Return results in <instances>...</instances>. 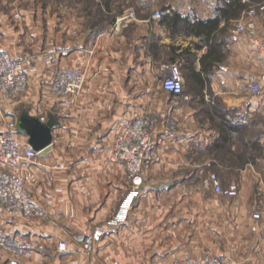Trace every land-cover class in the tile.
I'll use <instances>...</instances> for the list:
<instances>
[{"label": "crops", "instance_id": "obj_1", "mask_svg": "<svg viewBox=\"0 0 264 264\" xmlns=\"http://www.w3.org/2000/svg\"><path fill=\"white\" fill-rule=\"evenodd\" d=\"M231 1L169 0L160 7L201 20L218 17L219 28L228 24L224 60L208 79L201 74L188 80L183 56L199 72L205 37L171 31L148 12L147 0H0V51L33 62L24 92L0 91V131L39 151L32 161L6 167L24 178L46 216L0 212L2 234H20L33 244L28 264H175L204 255L228 264H264V206L252 194L229 199L201 187V173L209 169L222 184L234 178L264 187V174L251 175L264 164V150L261 159L241 160L236 130L242 122L260 127L264 147V54L245 35L230 37L249 4L264 6V0H238L245 10L222 16ZM246 20L264 41V9ZM57 45L64 51L56 52ZM168 63L181 65L187 99L162 89ZM58 67L84 72L80 94L51 91ZM249 76L260 92L250 91ZM216 108L234 130L222 124ZM136 114L153 120L158 159L146 169L128 219L87 253L74 237L109 219L129 189L125 167L111 156ZM257 210L262 219L252 230ZM60 240L67 243L64 251L57 249ZM9 258L0 250V264Z\"/></svg>", "mask_w": 264, "mask_h": 264}, {"label": "built area", "instance_id": "obj_2", "mask_svg": "<svg viewBox=\"0 0 264 264\" xmlns=\"http://www.w3.org/2000/svg\"><path fill=\"white\" fill-rule=\"evenodd\" d=\"M264 9L263 5H259ZM256 15L255 9H249L244 17L235 25L231 38L236 40L245 35L252 44L264 54V41L256 36V25L252 20ZM56 52H63L62 45L56 46ZM32 59L25 55H10L0 51V91L6 95L22 93L27 88L28 74L32 68ZM264 81V75L261 76ZM250 91H261V85L256 83L254 76H249ZM85 84V74L75 68L58 67L50 82V89L56 96H72L82 92ZM161 87L164 91L176 98L187 99L184 94V77L177 63H168L163 67ZM151 120L145 114L134 115L132 121L123 133L115 140L111 159L121 163L130 179L127 193L118 203L114 214L104 222L96 224L88 234L74 237L83 251L91 253L94 244L100 241L112 228L124 223L133 209L141 193L143 175L146 169L158 159L160 139L153 136ZM39 151L26 149L22 141L11 131H0V212L25 219L46 216V212L33 200L24 178L16 172L10 171L6 166L32 161ZM202 187L229 199L238 196V187L234 183L223 186L217 175L208 172L202 179ZM255 222L261 219V212L255 211L252 215ZM256 225L252 226V230ZM67 243L60 240L57 244L59 251L66 250ZM0 250L7 253L10 258L7 264H28L35 248L33 244L20 234L5 235L0 232ZM175 264H228L224 259L204 255L202 257H188Z\"/></svg>", "mask_w": 264, "mask_h": 264}, {"label": "trees", "instance_id": "obj_3", "mask_svg": "<svg viewBox=\"0 0 264 264\" xmlns=\"http://www.w3.org/2000/svg\"><path fill=\"white\" fill-rule=\"evenodd\" d=\"M228 6H229L228 8L220 10L221 15L224 17H227L229 15V14L227 15V12H229L230 10H232L230 16L238 17L240 12L242 10H245L246 8V5L239 4L238 0H232ZM158 15L160 17L161 23L169 27L171 31H178L182 29L186 33L201 34L205 37V42L206 45L208 46V49L207 52L200 58L201 68L199 72L193 71L191 64L189 62V57L187 56L186 57L183 56L186 59H185V64H183L182 67L187 69L186 77L188 80L189 78H192L193 80H200L199 78H197V76L201 74L204 75L205 80L208 79V76L214 72V68L216 67V65L222 62L226 56L224 52L225 51L224 47L228 39V35L226 34L228 24L219 28L218 17H214L207 20H201L191 15H183L178 11L171 9L170 7L160 8V10L158 11ZM182 55H185V52ZM179 66L182 73V69H181L182 67L181 65ZM216 103L218 105L217 101ZM215 113L216 115L219 116L222 115V113H220L217 108L215 110ZM221 119L223 120L222 124L229 130V132L234 130L233 124H230V122L225 121L224 117L222 116ZM252 128L254 127H252L250 124L246 122H242L240 127L238 126L236 127V130L240 131L241 144L247 147L249 146L251 148L252 146L263 148V146L260 144V139L262 134L253 132ZM223 129L224 128H222V130ZM246 138H251V139H246ZM237 141H239V135ZM246 149L247 151L249 150L248 148ZM245 155H247V152L243 150L240 155L241 160L245 159L244 158ZM250 159L254 161L252 158Z\"/></svg>", "mask_w": 264, "mask_h": 264}, {"label": "rangeland", "instance_id": "obj_4", "mask_svg": "<svg viewBox=\"0 0 264 264\" xmlns=\"http://www.w3.org/2000/svg\"><path fill=\"white\" fill-rule=\"evenodd\" d=\"M169 0H163V2L159 1V0H147L148 2V12L152 13V14H158V11L160 9V7L162 5H165L168 3ZM261 4V3H260ZM259 4L258 3H255V4H249V9H255L257 11V9L259 8L258 6ZM151 10V11H150ZM235 28V26H231L230 27V37L232 35V30ZM179 65V64H178ZM260 123V122H259ZM253 132L255 133H261L262 134V130L260 129V127H258V129L256 128H252ZM262 137V136H261ZM253 138V137H252ZM246 139H251V138H246ZM261 144V143H260ZM250 149L249 150V153H247V155H245L244 158H252L254 161L255 159H261L263 157V150H264V147L263 148H258L257 146L253 147H247L245 145H242V149L246 152L247 149ZM250 154V155H248ZM240 159V158H239ZM210 170V169H209ZM209 170H204L202 173H201V181L202 179L205 177V175L208 173V172H211L212 169L209 171ZM213 172V171H212ZM214 173V172H213ZM254 174L256 176H262V174H264V164H259L258 165V168H255V170H251V175ZM231 181H228L227 183L225 184H222L223 186H226L227 184H230V183H234L237 185L238 187V196L240 195V193H248V194H252L253 198L255 200H258L259 203H261L263 206H264V187L260 186V185H250V184H241L237 181H235V179H230ZM221 182V181H220ZM222 183V182H221ZM201 187H202V182H201ZM206 190V189H204ZM208 190V189H207ZM209 191V190H208ZM237 196V197H238ZM236 197V198H237ZM235 199V198H234ZM258 211V210H257ZM255 212V211H254ZM253 212V213H254ZM261 212V211H259ZM262 219V218H261ZM257 222H254L253 225H255Z\"/></svg>", "mask_w": 264, "mask_h": 264}]
</instances>
